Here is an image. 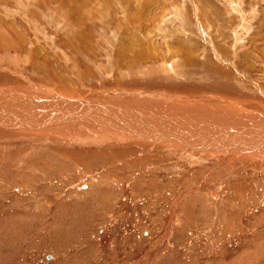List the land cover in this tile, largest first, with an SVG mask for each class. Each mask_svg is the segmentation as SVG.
Masks as SVG:
<instances>
[{"label": "rangeland", "instance_id": "374dc122", "mask_svg": "<svg viewBox=\"0 0 264 264\" xmlns=\"http://www.w3.org/2000/svg\"><path fill=\"white\" fill-rule=\"evenodd\" d=\"M0 124V264H264V0H0Z\"/></svg>", "mask_w": 264, "mask_h": 264}, {"label": "bare ground", "instance_id": "6f19581e", "mask_svg": "<svg viewBox=\"0 0 264 264\" xmlns=\"http://www.w3.org/2000/svg\"><path fill=\"white\" fill-rule=\"evenodd\" d=\"M26 17V16H25ZM7 24V23H6ZM81 27V26H80ZM14 30V29H13ZM141 39V38H140ZM139 40V39H138ZM140 41V40H139ZM139 41L137 42V43H139ZM141 42V41H140ZM143 45V44H142ZM140 46V45H139ZM144 46V45H143ZM141 47V46H140ZM140 51H145V53H150V48L149 49H146V47L145 48H140V49H137L136 48V50H135V53H133L132 55H134V56H140L139 55V52ZM141 54V53H140ZM143 55V57H144V54H142ZM141 55V56H142ZM148 55H150V54H148ZM144 60V59H143ZM56 81V80H55ZM20 89H21V87H20ZM11 91V90H10ZM186 97V96H185ZM187 99V101H189V100H193L192 98L191 99H188V98H186ZM231 99V98H230ZM183 102H184V100H183ZM145 107H147V106H149L148 104H147V106L146 105H144ZM158 106V105H157ZM184 106V105H183ZM232 107H235L236 108V110H238V111H241V107H240V105H239V103H237V102H234V101H232V100H230L228 103H227V105L224 107V110L226 111V112H228V113H230V109L232 108ZM95 108H97V109H95L94 110V112H98L99 114H94L95 116V118H98L99 120H102L103 118H105L106 116V114L104 115V116H102V114H101V111L99 110V107H95ZM144 108V107H143ZM158 108V107H157ZM185 108H187V106L185 105ZM120 109V108H119ZM190 110V109H189ZM47 111V110H46ZM198 113V112H197ZM196 113V114H197ZM54 114V113H53ZM57 114H60V113H56V118L53 120L52 118H50V121H53V122H62V121H67V120H65L66 118H64V117H62V120H61V117L60 116H58ZM69 114V113H68ZM61 115H65V114H62L61 113ZM67 115V114H66ZM81 115H84V113H79L78 114V117L79 116H81ZM87 115V114H86ZM108 115V114H107ZM72 116H73V114H72ZM90 116H93L92 114L90 115ZM111 116L112 115H110V117L109 118H111ZM115 116V115H114ZM23 117V116H22ZM71 117V116H70ZM76 117V116H75ZM84 117V116H83ZM74 118V117H73ZM81 118V117H80ZM85 118H87V117H85ZM112 118H114L113 116H112ZM111 118V119H112ZM157 118V117H156ZM110 119V120H111ZM158 119V118H157ZM29 120V119H28ZM73 120H75V118L73 119ZM87 120V119H86ZM97 120V119H96ZM27 121V120H26ZM70 121V120H69ZM84 121V120H83ZM107 121V120H106ZM115 121V120H114ZM111 122V121H110ZM98 123V122H97ZM106 123V122H105ZM26 124V123H25ZM102 124H104V122L102 123ZM0 125H2V124H0ZM20 125V124H19ZM22 125V124H21ZM27 125V124H26ZM32 125V124H31ZM36 125V124H35ZM97 125V124H96ZM99 125H101V124H98V126ZM104 125H108V124H104ZM30 126V125H29ZM73 126V125H72ZM71 126V127H72ZM28 127V126H27ZM38 127H39V125H38ZM73 127H75V126H73ZM31 128V127H30ZM58 128V127H57ZM63 128H66V127H63ZM51 129V128H50ZM52 129H55L54 127H52ZM59 129V128H58ZM106 129V128H105ZM64 130V129H63ZM60 131H61V129H60ZM70 131V130H69ZM159 131H162V129H159L157 132H159ZM164 132V133H163ZM163 132L161 133V132H159V136L160 137H162L161 139H163V140H165V139H167V138H169L168 136H167V132H165L164 130H163ZM133 133V132H132ZM134 134V133H133ZM180 134V133H179ZM203 135H205V134H203ZM171 136H173V137H175V135H171ZM196 136H199V135H196ZM183 137V136H182ZM175 138H177L178 139V137H175ZM184 139V138H183ZM209 138H207V140H208ZM190 141H191V139H189ZM181 141H183L184 142V140H181ZM192 142V141H191Z\"/></svg>", "mask_w": 264, "mask_h": 264}]
</instances>
